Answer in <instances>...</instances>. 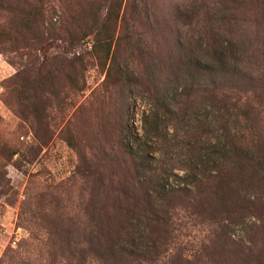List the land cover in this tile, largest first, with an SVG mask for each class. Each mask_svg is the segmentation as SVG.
<instances>
[{"label":"rangeland","instance_id":"374dc122","mask_svg":"<svg viewBox=\"0 0 264 264\" xmlns=\"http://www.w3.org/2000/svg\"><path fill=\"white\" fill-rule=\"evenodd\" d=\"M112 5L122 15L112 28L118 42L117 64L127 79L114 85L104 83L105 71L90 53L92 35L76 45L68 42L81 28L88 31L94 20L102 22ZM207 33L228 48L229 71L217 78L195 76L197 94L192 92L183 110L174 98L176 81L162 74L152 90L154 98L134 82L146 66L153 71L169 59L182 61L181 46L199 36L205 40ZM72 53L82 55L86 68L82 96H73L72 72L66 65L62 71L52 70L51 83L40 85L44 108L39 106L35 121L29 106L18 101L12 77L21 71L17 84L24 79L36 82L40 64H48L40 69L45 75L52 57ZM198 58L208 60L200 54ZM212 80L226 84L231 98H247L240 110L229 106L222 113L223 122L210 96L201 91L206 84L210 89ZM51 90L57 100L47 97ZM79 105L82 111L71 120ZM198 123L205 125L202 162H212L230 148L226 133L247 143L250 155L252 140L264 154V8L256 2L248 6L245 0H0V264H81V258L83 264H104L86 253L91 240L98 247L109 230L117 235L119 222L126 219L124 211L118 214L112 207L116 199L122 210L127 209L123 199L101 186L125 177L127 160L123 162L124 155L114 147L119 129L125 130V143L156 149L174 135L182 136L183 126L195 128ZM68 138L74 139L75 149ZM178 151L171 149L170 166L181 174L175 165L185 152ZM255 181L247 192L264 200V170ZM176 183L175 178L168 180L170 186ZM180 209L167 228L149 220L157 231L160 255L152 262L130 264H242L231 254V240L245 253L261 256L264 264V218L248 217L245 224L231 227L232 248L221 257L219 249H211L214 238L206 232L211 227L198 224L197 209ZM145 223L132 224L140 247L150 243ZM246 264L256 263L249 259Z\"/></svg>","mask_w":264,"mask_h":264},{"label":"trees","instance_id":"16d2710c","mask_svg":"<svg viewBox=\"0 0 264 264\" xmlns=\"http://www.w3.org/2000/svg\"><path fill=\"white\" fill-rule=\"evenodd\" d=\"M245 2L248 6L256 2L264 8V0H245ZM114 7L115 5L110 7L111 10L108 11L102 22L97 23L94 20L88 31L81 28L78 33L72 34L68 39L69 44L76 45L80 39L92 35L90 53L95 58L97 65L105 71L104 83L111 85L121 84L126 79V73L117 64L118 42H114L112 28V25L119 18L122 19V15L120 16L114 10ZM116 8L118 9V6ZM207 34L208 38L205 40L199 36L194 42H189L188 45L184 43L181 46L185 55L182 61H177L174 58L169 59L161 63V66L159 63L155 65L153 71L146 66L143 70L141 69V72H138L139 76L133 78L132 73L134 82L138 83L139 87L143 86L149 96L154 98L155 93L152 90L155 91V83L162 74L166 76L168 81H176L174 98L177 100L180 109H182L191 102L192 92L193 94L196 92L194 86L198 81L195 76L201 77L210 74V76L217 78V76L223 77L229 71L227 69L229 67L227 61L228 48L222 42L216 41L212 37L213 34ZM199 54L201 57H208V60L199 59ZM188 55H192V59H188ZM52 59L54 63L51 62V68L46 71L45 75L40 73V69L45 70L48 64H40L36 82H28L24 79L23 84L22 82L17 84L15 78H20L21 71H17L12 77L13 84L18 87L16 89L18 101L23 106H29L32 114L31 118L37 122L39 121L41 109L39 106L44 108L42 98L45 97L43 88L40 85L51 83L54 78L51 75L52 70L62 71L66 65L68 71L72 72L69 77V85L73 91V96L81 97V93L85 89L82 72L86 71V68L84 69V60L80 53H72L70 57L56 55ZM209 85L212 86L210 89L207 88V84L201 86V91L210 96V103L217 115H220L221 122H223L222 118L224 117L222 113L226 112L229 106L237 110L244 107V95H242L243 97L231 98L226 92L230 89L224 87L226 84L219 81L212 80ZM46 95L48 98L53 97L55 100L58 98V94L56 95L53 90ZM230 99L233 101L232 105L229 104ZM245 99L247 100V98ZM74 104L71 105V108L74 107ZM50 105L51 103H49ZM82 108L79 105L71 114L70 119H75ZM42 110L44 111V109ZM24 116L26 118L25 114ZM24 120H27V118ZM222 126L226 129L225 124H222ZM204 129V123H198L195 128L185 125L183 126L182 136L174 135L166 144H161L156 149H147L145 146H133L125 143V130L122 127L119 129L120 133L114 147H117L119 152L124 155L123 162L127 160L125 165L128 166H125L126 170H124L125 177L124 180L111 179L109 186H105V183L102 184L101 182V186L109 194H115L119 201V197L123 199L122 202L128 206L127 209L122 210L116 199L113 200L114 205L112 207L118 214L124 211L122 214L126 216V219L123 218L119 222L121 225L117 235L109 230L102 237V246H94L91 240L89 251L86 253L87 258H93V253L95 258L104 264L110 260L117 263L118 259H125L128 264L139 260H141L139 262H152L154 258L160 255V251L156 249L158 239L154 238L157 232L154 231L155 225L159 224L167 228L176 216L177 210H181V207L186 209L187 206H190L191 209H197L194 212L200 217L198 224L207 223L206 226L211 227L206 231L209 239L214 238L211 242V249H219L221 252L218 251V253L222 257L225 252L229 254L227 249L233 247L231 254L240 263L246 264V261L251 259L256 264H262L261 256L255 258L252 253L251 255L245 253L242 246L237 242L231 240V247L228 242V237L230 239L228 235H230L231 227L245 224L248 217L258 220L264 218V200L247 192L254 187L255 177L264 170V154L260 152L258 143L256 144L252 140L251 144L254 148L253 154L250 155L248 147H246L247 143L236 141L230 136V133H226V137L230 141L229 144H231L230 148L225 153L219 154L217 159L212 162H202L200 160L204 158L201 155L204 144ZM66 141L72 149H75L74 139L68 138ZM173 147H176V150H179L178 152H185L184 159H181L175 165L177 166L176 170H179L181 174L174 173V165L170 166L173 164L171 157ZM110 150L112 151V147H110ZM154 150H156L157 155L151 156L150 154ZM210 163L211 165H209ZM107 164L106 162L105 165ZM88 169L90 170V168ZM170 178L177 180L175 186L168 185ZM185 209L182 210L185 211ZM134 220H145L146 223L143 226L144 232H146L145 239L150 241L148 247L146 245L140 247V244L136 243L132 235ZM149 220L155 221V225H151ZM152 249L154 250L150 251ZM214 260L217 261V259ZM83 262L84 260L81 258V264Z\"/></svg>","mask_w":264,"mask_h":264}]
</instances>
